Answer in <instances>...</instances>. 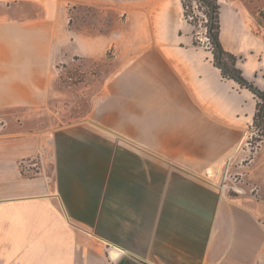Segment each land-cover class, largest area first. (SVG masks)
Listing matches in <instances>:
<instances>
[{"label":"crops","instance_id":"0c3cea01","mask_svg":"<svg viewBox=\"0 0 264 264\" xmlns=\"http://www.w3.org/2000/svg\"><path fill=\"white\" fill-rule=\"evenodd\" d=\"M219 3L223 47L264 91V0ZM194 39L182 0H0V264H264V140L251 191L213 176L257 97ZM77 58L106 64L93 107L33 127Z\"/></svg>","mask_w":264,"mask_h":264},{"label":"rangeland","instance_id":"374dc122","mask_svg":"<svg viewBox=\"0 0 264 264\" xmlns=\"http://www.w3.org/2000/svg\"><path fill=\"white\" fill-rule=\"evenodd\" d=\"M205 8L199 7L195 3V14L197 20H194L193 30L194 37L197 41L200 40L199 45H207V16L204 13ZM210 45V44H208ZM106 62V61H105ZM252 59L248 60L251 64ZM256 62H258L256 60ZM106 65L104 62L91 64V66H83L82 62L77 58L71 64H66V68L60 67L57 74L56 93L50 99L51 111L39 110L33 116L36 122L32 124L35 128L52 127L57 129L62 125H66L75 121H79L84 117L88 111L93 107L95 97L103 87V83L107 76L105 72ZM253 66L251 65V68ZM3 121H0V126ZM259 132H256L249 138L245 146V150L236 158L233 163L226 166L218 174L213 175L215 180L221 186L226 188V191L234 195L237 190L245 189L247 192L255 186L256 182L248 175L251 168V157L258 149L262 141H257ZM32 161L33 165H28ZM23 172L28 175H35L41 169V159L37 156L33 160H25L21 163ZM264 196V187L260 191Z\"/></svg>","mask_w":264,"mask_h":264},{"label":"trees","instance_id":"16d2710c","mask_svg":"<svg viewBox=\"0 0 264 264\" xmlns=\"http://www.w3.org/2000/svg\"><path fill=\"white\" fill-rule=\"evenodd\" d=\"M184 6V14L187 19L193 15V3L197 2L199 7L205 8V14L207 16V30L210 43L212 45L211 51L213 53L214 63L221 68L224 77L234 79L239 83L241 87H247L251 89L257 97V110L254 117L252 129H256L259 132V138L257 141L264 140V91L257 88L253 82L248 81L242 74V71L237 67V56L227 51L220 39V3L219 0H182ZM78 7V6H77ZM194 20L197 18L194 16ZM191 22V21H190ZM194 24V21L191 22ZM194 43L199 45V42L194 39ZM66 68L65 64L58 66V69ZM24 173V172H23ZM26 174V173H25Z\"/></svg>","mask_w":264,"mask_h":264},{"label":"water","instance_id":"95a60500","mask_svg":"<svg viewBox=\"0 0 264 264\" xmlns=\"http://www.w3.org/2000/svg\"><path fill=\"white\" fill-rule=\"evenodd\" d=\"M115 264H146L129 254H125L119 258V260Z\"/></svg>","mask_w":264,"mask_h":264},{"label":"built area","instance_id":"2783aa9c","mask_svg":"<svg viewBox=\"0 0 264 264\" xmlns=\"http://www.w3.org/2000/svg\"><path fill=\"white\" fill-rule=\"evenodd\" d=\"M195 3L197 4V2H194L193 3V10H194V12H193V15H191V16H189V21H191L192 22V20L194 19V16L195 17H197V14H195ZM197 6H198V4H197ZM192 24V23H191ZM193 25V24H192ZM194 27V26H193ZM263 33H264V25H263ZM194 31V30H193ZM208 30H207V32H206V37H207V39H208V43H207V45H205V47L206 48H208L209 50H211V48H212V45H211V43H210V39H209V37H208ZM263 36H264V34H263ZM199 42V44H200V40L198 41ZM208 44H210V45H208ZM202 46H204V45H202ZM256 132H258V130H256V129H252V131H251V137L256 133Z\"/></svg>","mask_w":264,"mask_h":264}]
</instances>
